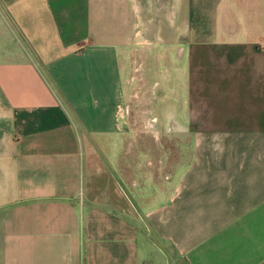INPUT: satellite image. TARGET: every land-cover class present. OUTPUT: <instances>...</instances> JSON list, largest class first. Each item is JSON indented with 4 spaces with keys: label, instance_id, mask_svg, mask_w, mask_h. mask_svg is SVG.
Wrapping results in <instances>:
<instances>
[{
    "label": "crops",
    "instance_id": "crops-1",
    "mask_svg": "<svg viewBox=\"0 0 264 264\" xmlns=\"http://www.w3.org/2000/svg\"><path fill=\"white\" fill-rule=\"evenodd\" d=\"M0 43V264H264V0H0Z\"/></svg>",
    "mask_w": 264,
    "mask_h": 264
},
{
    "label": "rangeland",
    "instance_id": "rangeland-1",
    "mask_svg": "<svg viewBox=\"0 0 264 264\" xmlns=\"http://www.w3.org/2000/svg\"><path fill=\"white\" fill-rule=\"evenodd\" d=\"M3 41V39H2ZM7 44L6 45H2L3 47H8V48H12V46H14L12 38H7L6 39ZM2 44V43H0ZM131 90V89H130ZM131 94H130V98H128V102H127V109L130 112V115H152L150 113V104L146 103V104H137L135 103V94L138 92V89L135 87H132L131 90ZM179 108H181V106L179 105ZM152 124H154L151 121H147L143 123V128L144 129H152ZM166 128V126L164 127V129ZM151 259L154 261V264H179L178 261L176 262H172L165 259L163 256V253L157 251L154 247L151 248Z\"/></svg>",
    "mask_w": 264,
    "mask_h": 264
}]
</instances>
